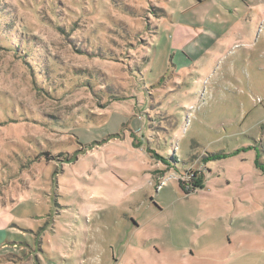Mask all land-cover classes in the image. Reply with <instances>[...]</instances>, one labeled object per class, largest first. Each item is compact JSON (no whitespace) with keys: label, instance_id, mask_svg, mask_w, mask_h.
I'll return each instance as SVG.
<instances>
[{"label":"rangeland","instance_id":"1","mask_svg":"<svg viewBox=\"0 0 264 264\" xmlns=\"http://www.w3.org/2000/svg\"><path fill=\"white\" fill-rule=\"evenodd\" d=\"M246 2L0 0V264H264Z\"/></svg>","mask_w":264,"mask_h":264},{"label":"crops","instance_id":"2","mask_svg":"<svg viewBox=\"0 0 264 264\" xmlns=\"http://www.w3.org/2000/svg\"><path fill=\"white\" fill-rule=\"evenodd\" d=\"M200 1V0H198ZM246 5L251 4L254 2L255 5H257V17H260L261 20H264V0H246Z\"/></svg>","mask_w":264,"mask_h":264},{"label":"trees","instance_id":"3","mask_svg":"<svg viewBox=\"0 0 264 264\" xmlns=\"http://www.w3.org/2000/svg\"><path fill=\"white\" fill-rule=\"evenodd\" d=\"M264 146H262V148H261V150H262V152H264V148H263ZM180 181V180H179ZM180 182H182V181H180ZM180 184V187L184 190V192L185 193H189L188 192V189H185L182 185H181V183H179ZM194 185H196V184H194Z\"/></svg>","mask_w":264,"mask_h":264}]
</instances>
